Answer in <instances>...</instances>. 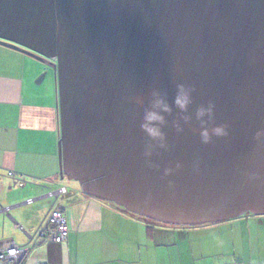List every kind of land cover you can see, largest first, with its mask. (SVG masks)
Returning a JSON list of instances; mask_svg holds the SVG:
<instances>
[{"label":"water","instance_id":"water-1","mask_svg":"<svg viewBox=\"0 0 264 264\" xmlns=\"http://www.w3.org/2000/svg\"><path fill=\"white\" fill-rule=\"evenodd\" d=\"M0 45L50 61L60 178L167 225L264 215V0H0ZM177 83L194 89L188 113ZM153 89L172 112L150 165ZM208 101L229 134L204 144L195 110Z\"/></svg>","mask_w":264,"mask_h":264},{"label":"crops","instance_id":"crops-1","mask_svg":"<svg viewBox=\"0 0 264 264\" xmlns=\"http://www.w3.org/2000/svg\"><path fill=\"white\" fill-rule=\"evenodd\" d=\"M30 59L0 45V245L12 240L21 247L22 264H264V215L148 227L86 194L72 178H60L54 72L34 84L30 69L33 78L39 71L25 67ZM10 172L25 182L14 183ZM63 186L65 194L50 196ZM52 205L64 216L65 240L37 244L33 235L48 226Z\"/></svg>","mask_w":264,"mask_h":264},{"label":"clouds","instance_id":"clouds-1","mask_svg":"<svg viewBox=\"0 0 264 264\" xmlns=\"http://www.w3.org/2000/svg\"><path fill=\"white\" fill-rule=\"evenodd\" d=\"M193 92L192 86L185 83H177L174 103L181 113H188L189 106L193 103ZM151 95V107L145 110L143 121L140 124L142 131L148 138L144 148V156L149 158L147 162L150 165L153 163L150 158L157 148L167 150L170 147L167 135L163 129L168 123L165 113L170 114L172 112V107L167 102L165 94L159 89H153ZM214 114L215 104L212 101L199 105L195 110V119L201 125L199 129L201 143L208 144L214 137H226L229 134L227 125L212 123ZM182 118L185 123H188L192 120V115L187 114ZM174 125L178 133L184 131L183 125L179 121H175ZM255 135L257 138L264 137V129L258 130ZM175 167L180 168L182 165L180 162H177ZM194 167H198V161L194 163ZM172 171V168H165L164 175L167 176ZM253 178H255V174H253Z\"/></svg>","mask_w":264,"mask_h":264},{"label":"built area","instance_id":"built-area-1","mask_svg":"<svg viewBox=\"0 0 264 264\" xmlns=\"http://www.w3.org/2000/svg\"><path fill=\"white\" fill-rule=\"evenodd\" d=\"M11 179L14 183L22 185L25 179L20 177L16 178L14 174L9 173ZM66 192V187H60L50 196L55 197L58 194H64ZM31 200H29L30 202ZM47 227H42L41 225L37 227L35 234L33 235V240L37 244L44 242H63L66 235V223L64 216L60 209L52 205L47 215ZM24 252L23 249L13 243L12 240H6L4 245H0V264L15 263L20 264Z\"/></svg>","mask_w":264,"mask_h":264},{"label":"rangeland","instance_id":"rangeland-1","mask_svg":"<svg viewBox=\"0 0 264 264\" xmlns=\"http://www.w3.org/2000/svg\"><path fill=\"white\" fill-rule=\"evenodd\" d=\"M31 57V56H30ZM32 59H30V64L28 63V64H26L25 63V67L27 68V69H30V68H33L34 66H36L37 68H36V71H39V72H35V73H37V76L35 77V78H33V76H34V71H33V69H30V70H32L31 71V74H30V79H32L33 80V83L34 84H36V85H39L37 82H36V80L41 76V74H44V76H43V83H41V84H44L47 80L49 81L50 80V76L52 75V70L53 69H51L52 67L49 65V63L48 62H50V61H42V60H37V59H35L34 57H31ZM54 72V71H53ZM46 76V77H45ZM65 177V179H67L69 176H64ZM69 178H71V177H69ZM65 194V193H64ZM58 208V207H57ZM59 209V208H58ZM126 212L128 213V214H130V215H133V216H135V217H138V218H140V219H143V220H146V221H148L149 222V220L151 221H155V220H153V219H150V218H147V217H145V216H142V215H140V214H138V213H134V212H131V211H128V210H126ZM246 216H251V213H249V214H244V216L242 217V219L244 220V218H247ZM232 220H236V219H232ZM151 221V222H152ZM157 222V221H156ZM154 223V222H153ZM161 224H163V223H161ZM202 224H206V223H202ZM165 225V224H164ZM167 226H169V225H167ZM173 226V225H172ZM179 226H182V225H179ZM183 227H186V225H183Z\"/></svg>","mask_w":264,"mask_h":264},{"label":"trees","instance_id":"trees-1","mask_svg":"<svg viewBox=\"0 0 264 264\" xmlns=\"http://www.w3.org/2000/svg\"><path fill=\"white\" fill-rule=\"evenodd\" d=\"M250 212H248V213H245V214H249ZM152 221V220H151ZM150 220H149V222L148 221H146V223L147 224H149V225H147L148 227H154V226H164L163 224H161L160 222H156V221H152L151 222ZM154 222V223H153ZM55 243H61V242H55ZM20 264H22V262L20 263Z\"/></svg>","mask_w":264,"mask_h":264}]
</instances>
